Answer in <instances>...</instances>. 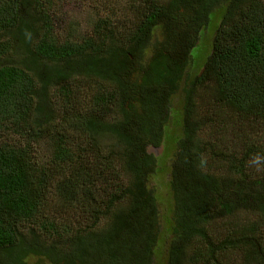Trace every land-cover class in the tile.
I'll list each match as a JSON object with an SVG mask.
<instances>
[{
	"label": "trees",
	"instance_id": "1",
	"mask_svg": "<svg viewBox=\"0 0 264 264\" xmlns=\"http://www.w3.org/2000/svg\"><path fill=\"white\" fill-rule=\"evenodd\" d=\"M64 1L0 0V264H264V0Z\"/></svg>",
	"mask_w": 264,
	"mask_h": 264
},
{
	"label": "rangeland",
	"instance_id": "2",
	"mask_svg": "<svg viewBox=\"0 0 264 264\" xmlns=\"http://www.w3.org/2000/svg\"><path fill=\"white\" fill-rule=\"evenodd\" d=\"M61 8V11H60ZM59 9V11H58ZM89 7L88 3H86L84 0H66L62 3L61 6L57 7V10L55 12V19L53 21V26L56 28L59 32H68L72 27H76L75 23L79 22H86L88 19L87 14ZM200 45H198L199 47ZM248 131L250 132V135L255 136L257 139L262 140L264 139V125H251L249 123V126L247 127ZM216 132H224V131H219V129L215 130ZM235 130L231 128L229 132L225 133L223 137L225 138L226 141L229 143L233 142L234 140H238V135L236 136L233 134ZM236 132L240 131L236 129ZM171 145V142H169ZM254 165H259V162H255ZM160 190V196L163 198V200H170L169 198V192L168 189L166 188V183L165 179L160 180L159 185ZM258 220V214L250 211H240L238 212L237 215H232L230 218L228 217L227 219L223 220H218L214 222L213 224V229L218 233V232H223L225 229L226 225L231 224V223H239L240 221H245V220ZM229 221V222H228Z\"/></svg>",
	"mask_w": 264,
	"mask_h": 264
}]
</instances>
